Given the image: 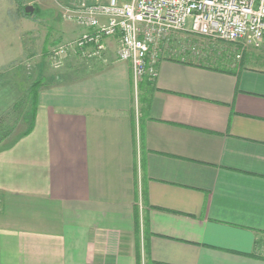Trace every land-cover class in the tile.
<instances>
[{
  "label": "crops",
  "instance_id": "1",
  "mask_svg": "<svg viewBox=\"0 0 264 264\" xmlns=\"http://www.w3.org/2000/svg\"><path fill=\"white\" fill-rule=\"evenodd\" d=\"M13 1L0 0V21L7 11L22 39L44 20L50 63L53 41L83 30L63 2L94 0H58L48 31L47 0H20L37 5L40 20ZM187 35L161 54L141 123L117 36L100 58L71 51L62 67L45 64L43 79L20 92L25 123L0 141V264H264V53L247 45L219 68L194 60ZM12 86L0 82V102L19 97Z\"/></svg>",
  "mask_w": 264,
  "mask_h": 264
},
{
  "label": "built area",
  "instance_id": "2",
  "mask_svg": "<svg viewBox=\"0 0 264 264\" xmlns=\"http://www.w3.org/2000/svg\"><path fill=\"white\" fill-rule=\"evenodd\" d=\"M63 15L83 30L51 48L54 68L71 51L87 61L102 57L107 38L117 36L118 57L131 64L136 82L156 79L160 46L180 32L243 47L264 43V0H94L64 6Z\"/></svg>",
  "mask_w": 264,
  "mask_h": 264
},
{
  "label": "rangeland",
  "instance_id": "3",
  "mask_svg": "<svg viewBox=\"0 0 264 264\" xmlns=\"http://www.w3.org/2000/svg\"><path fill=\"white\" fill-rule=\"evenodd\" d=\"M57 1L58 0H47V3H43L41 6L45 11H47V31L50 29L49 27L51 23V21H49V18L52 17V15L54 16V14L57 15V9H55ZM13 3H15L13 9H16L20 6L18 0H14ZM64 4L66 3L63 2L62 9H64ZM68 5L69 3L67 2V5H65V7H67ZM8 7L9 6H7L6 4L5 10ZM39 10L41 11L40 8ZM11 13L12 12H10V14ZM40 14H38V16L35 15L34 18L40 20L42 18V14ZM20 15H23L22 10H20ZM1 24H3V27L1 26ZM45 24L46 23L44 20L34 22V26L36 27L31 29H25L26 31L25 33L22 32L21 39L19 30L14 26V21L12 20L11 16L7 17V11H4L3 19L0 21V82H2L3 87L5 89L9 88L10 90V88L13 87L12 85H17L16 88L20 90L17 95L19 96L18 98L15 97L14 100L8 102L6 100L0 102V139L3 137H8L6 140H11L17 135V132H19L21 126L25 123L23 114L24 109L27 107L28 104L27 100L24 98V95L26 94L20 92L28 91V87L32 84L33 80L37 78L38 73H40L38 76L43 79L44 75L42 73L44 72V66H51V64L47 60V56L43 52V47L44 45L46 46V39L44 33L46 30ZM185 37H187V39L190 38V44H188L189 51H191L192 57L195 61H199L201 63L219 68H227L229 67L230 63L239 61L240 58H238L237 55L239 53H242L243 56V53L246 52L247 48L241 46L240 44H234L225 41H215L210 38L201 37L195 34H193L192 36L187 35ZM57 42L60 43L59 40L55 39L53 41L52 47L58 44ZM250 45L255 44H249L248 46ZM170 46H172V42L165 45L162 44L158 53L159 57H161L163 51L165 49L167 50L168 48H170ZM17 47H20L22 49V52H19V54H17L16 52ZM193 47H195V49ZM258 48L261 49L260 53H264V43H261ZM146 79L147 78L139 79L136 82L135 78H133V114L135 116L134 119L136 122H139L140 119V113L142 108V103L140 102V95L144 92L140 89V82ZM8 94H10V92ZM4 97L7 96L4 95ZM16 104L17 106H15ZM136 133L137 139H139L140 143V125H137ZM135 207L136 212L138 207V212L136 214L134 209L135 234L138 245V241H140L141 236L142 223H145L144 216L141 214V209L143 208V193L142 199L139 201L137 206L135 205ZM261 251L264 252V247H262ZM137 256L140 261V246Z\"/></svg>",
  "mask_w": 264,
  "mask_h": 264
},
{
  "label": "trees",
  "instance_id": "4",
  "mask_svg": "<svg viewBox=\"0 0 264 264\" xmlns=\"http://www.w3.org/2000/svg\"><path fill=\"white\" fill-rule=\"evenodd\" d=\"M18 2L21 5L20 0H18ZM20 7H21V10L23 12V15L28 16V17H31L33 15L34 16L35 15L38 16V14L41 13V11L39 10V7L37 5H34V12L33 13H27L25 11V6H20ZM40 86H41V81H36L33 84V86H32V96H33L34 102H36V100H37L38 89H39ZM152 88H153V81H151L149 79H146V80L140 82V89L144 91L140 95V102L142 103V108H141V113H140V119H139L140 123H141L142 118L148 112V106H149V100H150L149 92H150V90ZM139 125H140L141 139H142V135H143L142 126H141V124H139ZM4 138L5 137L1 138L0 141H2ZM143 166H144V163H143ZM142 193H143V198L145 199L146 198V189H145L144 185H143ZM137 212H138V207H137ZM137 212H136V207H135V214ZM147 247H148V245H147Z\"/></svg>",
  "mask_w": 264,
  "mask_h": 264
},
{
  "label": "water",
  "instance_id": "5",
  "mask_svg": "<svg viewBox=\"0 0 264 264\" xmlns=\"http://www.w3.org/2000/svg\"><path fill=\"white\" fill-rule=\"evenodd\" d=\"M25 11H26L27 13H33V12H34V6H33V5H27V6L25 7Z\"/></svg>",
  "mask_w": 264,
  "mask_h": 264
}]
</instances>
